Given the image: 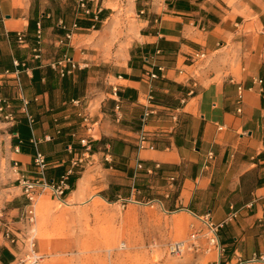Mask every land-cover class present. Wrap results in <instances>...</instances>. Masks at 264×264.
Masks as SVG:
<instances>
[{"label":"crops","instance_id":"0c3cea01","mask_svg":"<svg viewBox=\"0 0 264 264\" xmlns=\"http://www.w3.org/2000/svg\"><path fill=\"white\" fill-rule=\"evenodd\" d=\"M51 1L0 0V96L16 117L0 119V218L15 230L23 227L26 199L15 162L32 180H59L69 171L82 151L78 138L87 134L72 100H87L82 108L91 115L93 153L70 177V203L61 205L152 193L165 210L219 226L226 253L221 258L214 251L217 264H264L252 261L264 254V0H87L91 14L78 7L72 17L63 10L65 0L56 9L46 5ZM115 19L133 24L132 31L121 27L128 47L122 56L108 43ZM60 21L79 27L63 44ZM38 22L43 33L35 58ZM86 47L99 51L87 54ZM197 52L207 59H193ZM66 56L79 69L62 77L54 65ZM151 72L158 78L150 79ZM239 85L246 88L241 105ZM151 91L158 113L144 127ZM143 129L152 149L138 148ZM39 152L48 162L43 174L35 165ZM57 203L45 194L36 204L37 245L47 259L38 226ZM1 250L10 262L19 249L1 241L0 258Z\"/></svg>","mask_w":264,"mask_h":264},{"label":"rangeland","instance_id":"374dc122","mask_svg":"<svg viewBox=\"0 0 264 264\" xmlns=\"http://www.w3.org/2000/svg\"><path fill=\"white\" fill-rule=\"evenodd\" d=\"M46 5L56 9L58 0ZM78 7L79 0H65L63 10L72 17L80 11ZM122 22L115 19L112 33L107 36L108 43L113 44V54L121 56L127 54L128 48L121 27L130 31L133 27V24L123 26ZM129 35L131 39V32ZM53 47L52 54L57 58L58 52ZM83 51L93 54L99 49L86 47ZM83 104L88 105L87 100ZM145 197L73 201L71 205L57 201L59 204L38 226L39 247L49 255L46 264H217L216 253L208 251L209 231L203 219L180 210H165L160 202L154 201L152 193ZM64 202L68 204L69 200ZM192 230L199 234L200 250L171 254L169 245L188 240Z\"/></svg>","mask_w":264,"mask_h":264},{"label":"built area","instance_id":"2783aa9c","mask_svg":"<svg viewBox=\"0 0 264 264\" xmlns=\"http://www.w3.org/2000/svg\"><path fill=\"white\" fill-rule=\"evenodd\" d=\"M79 8L85 15L91 14L90 8L88 7L87 0H79ZM96 19H98L96 17ZM59 27L66 31L64 38L60 40L61 44L64 43L65 40H71L74 36V30L78 29V24L74 23L72 27H68L64 21H60ZM42 24L41 22L37 23V31L36 38L38 47L34 50L35 58L41 57V49L40 45L42 43ZM17 41L20 44H24L25 35L22 33L17 34ZM206 52H197L193 56L195 60H205L207 59ZM149 61V59H147ZM16 66L19 67L21 64L15 62ZM59 66V72L62 77H66L71 75L75 70L79 69V65L71 58L70 56H66L62 61L58 62L54 67ZM160 71H164L163 67L158 68ZM150 79H157L158 74L156 72L149 73ZM255 84H259L260 86L263 84L262 79H257L254 82ZM246 88L243 85H239L238 87V104H242L244 99V93ZM252 90V89H250ZM113 94L118 96L119 89L116 86L112 87ZM262 91V90H261ZM155 97L153 95V91H151L150 95L147 98V103L143 115V126H147L149 119L152 115L158 113L157 108L154 104ZM27 104V103H26ZM72 104L75 107H79L82 109L80 113V117L87 128V134L84 137L78 138L79 144L82 147V151L75 155V157L71 161V168L64 175L60 177L59 180H32L27 178L24 174H22L19 170L18 162L14 163L15 172L19 174L18 183L22 188L23 196L26 199L25 206L21 213V220L23 227L22 229L15 230L12 226V223L0 218V242L2 241L4 244H7L10 247H17L18 254L14 257L13 261L10 264H46V257L42 255L38 249L37 238H36V224H37V211L36 204L38 199L45 195H51L57 200L59 203H64L68 193L71 191L70 177L74 174L76 169H81L85 166L86 160L93 153V127L90 125L91 115L86 113L82 108L83 103L80 100H72ZM11 104L4 98L0 96V119L5 122H14L16 120L15 114L10 111ZM26 111V110H25ZM238 112H242V107L238 108ZM120 116L118 115V120H120ZM173 121H178V115H174ZM28 120L30 123L34 122V119L29 116ZM51 137H46V140H50ZM151 139L147 131L144 129L140 133L138 148L139 150H144L148 148H153V145H150ZM212 153L210 154V158H212ZM35 165L38 171L43 174L48 166V162L44 154L39 152L35 158ZM139 169H142L143 166L140 164L138 166ZM160 168V165L157 166ZM149 174L153 173V169L148 170ZM172 185L175 182V178H171ZM208 227V234L206 235L208 241V251H216L219 257H223L226 253L225 248L219 241L218 231L219 226L214 225L210 221L205 222ZM199 234L196 230H192L190 237L186 241H177L173 242L169 245L168 250L171 254L181 255L186 250H195L199 251L198 246ZM252 261H259L264 263V254H254Z\"/></svg>","mask_w":264,"mask_h":264},{"label":"trees","instance_id":"16d2710c","mask_svg":"<svg viewBox=\"0 0 264 264\" xmlns=\"http://www.w3.org/2000/svg\"><path fill=\"white\" fill-rule=\"evenodd\" d=\"M183 2H186V0H183ZM30 25H31V29H34L35 26H36V23L31 21ZM73 179H74V177H72V178L70 179L71 187H72V181H73ZM109 199H110V200H113L112 198H109ZM1 253H2L3 255L1 256L0 260H1L2 262H4L5 264H10L11 261L9 262L7 253H6L4 250H1ZM7 261H8V263H7Z\"/></svg>","mask_w":264,"mask_h":264},{"label":"bare ground","instance_id":"6f19581e","mask_svg":"<svg viewBox=\"0 0 264 264\" xmlns=\"http://www.w3.org/2000/svg\"><path fill=\"white\" fill-rule=\"evenodd\" d=\"M77 193V192H76Z\"/></svg>","mask_w":264,"mask_h":264}]
</instances>
